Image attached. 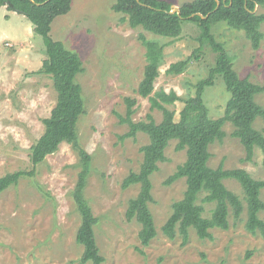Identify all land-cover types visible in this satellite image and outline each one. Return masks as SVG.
I'll return each mask as SVG.
<instances>
[{"label":"rangeland","instance_id":"1","mask_svg":"<svg viewBox=\"0 0 264 264\" xmlns=\"http://www.w3.org/2000/svg\"><path fill=\"white\" fill-rule=\"evenodd\" d=\"M174 6L192 0H165ZM115 0H71L70 9L50 23L49 37L78 53L83 72L76 79L82 87L85 113L76 124L80 145L90 154V172L84 196L97 218L94 234L101 264H264V236L252 234L244 226L246 213L240 220L229 214L227 229H211L212 239H200L193 229L182 244L181 237H166L161 226L171 213V205L180 199L185 180L165 184L177 165L185 160V150H176V140L164 149L165 160L150 175L156 236L147 246L138 239L140 225L127 220L128 200L136 196L139 184L122 188V180L131 171H138L142 162L141 146L147 134L120 139L128 125L116 113L125 114L124 97L136 100L133 121L144 120L148 113L156 122L162 118L159 109H152L148 97L137 93L146 64L145 48L138 38H159L142 27H131L126 16L115 12ZM255 13H264V5L255 4ZM263 38L257 49L251 47L244 31L228 27L225 22L212 25L215 38L233 56V69L241 78L264 85V22ZM200 30L195 22L182 23L177 38H161L164 43L163 63L154 83V91L174 90L180 99L164 104L174 110L178 120L183 100L193 95V85L206 77L215 54L204 47L198 59L179 74L166 69L191 55L198 47ZM46 40L33 32L26 16L6 5L0 6V176L15 171L30 172L17 184L0 193V264H78L83 247L75 240L80 216L72 191L80 170V158L73 147L63 142L43 161L33 165L30 147L44 131L43 120L56 103L57 90L46 73H36L47 58ZM152 95V93H151ZM229 94L218 78L205 89L204 101L212 118L220 117ZM264 106V92L256 95ZM254 126L264 133V122L256 118ZM221 141L209 146L208 165L215 168H243L253 178L264 180L262 153L254 148L251 160H244V149L231 135L230 122L223 125ZM225 186L241 199L243 192L236 180L225 179ZM264 201V189L260 193ZM212 205L205 204V215ZM264 220V211L259 213ZM85 264H92L86 262Z\"/></svg>","mask_w":264,"mask_h":264},{"label":"trees","instance_id":"2","mask_svg":"<svg viewBox=\"0 0 264 264\" xmlns=\"http://www.w3.org/2000/svg\"><path fill=\"white\" fill-rule=\"evenodd\" d=\"M71 0H0V6L6 5L26 16L33 27V32L46 40L47 58L42 68L36 73L44 72L52 78L57 90L56 103L49 115L43 120L44 131L30 147L33 165L55 152L63 142L70 144L80 158V170L72 191V198L80 216L75 240L83 247L78 264L91 262L101 264L100 255L94 234L97 218L84 196V188L90 172V159L79 143L76 124L80 115L85 113V102L82 87L76 79L83 72V63L77 52L66 48L62 42L49 37L50 23L60 14L70 9ZM192 0L179 6L180 15L168 13L171 4L165 0H115L111 8L126 16L120 21H128L131 27H142L159 38H147L138 35L145 48L146 64L143 77L137 86V93L148 97L150 107L161 111V120L156 122L148 113L146 119L133 121L136 100L124 97L125 114H117L119 121L128 125V130L120 135V139L135 138L138 132L148 136V142L141 146L142 162L139 170L129 172L122 180V188L139 184L135 197L128 200L125 211L126 219H135L140 225L138 239L142 246H147L156 236L153 215L149 209L152 202L150 175L158 170V163L165 160L164 149L170 140H176L175 149L185 150V160L177 165L176 170L164 181L170 184L184 178L185 190L180 199L171 205V213L161 226L162 233L169 239L181 237L185 244L189 237V229H193L200 239H212L211 229H227L228 216L234 220L241 219L244 210L246 218L244 226L252 234L264 236V220L259 213L264 211V201L260 197L264 189V180L253 178L243 168H223L221 164L213 168L208 165L211 156L209 146L221 141L225 135L223 125L230 122L233 126L231 135L239 140L244 149V160L253 157L254 148L262 153L264 166V133L254 126L256 118L264 122V106L257 103L255 97L264 92V85L241 78L233 69V56L212 32V25L225 22L228 27L244 31L251 47L257 49L263 38L260 30L264 22V13H255V4L264 5V0ZM193 15L190 18L188 16ZM195 22L200 32L196 37L199 42L193 53L183 60L171 63L166 72L179 74L184 72L191 60L198 59L201 49L209 48L214 52V63L206 77L200 78L193 85V95L183 100L178 120H174L175 112L164 104H172L180 99L174 90L154 91V83L159 75V66L163 63L164 43L161 38H177L185 21ZM222 79L229 94L223 114L220 117L209 116L204 101L205 89L212 86L216 79ZM152 93V95H151ZM30 172L15 171L0 176V193L15 185L24 175ZM225 179L236 180L241 186L242 199L225 184ZM212 205L207 211L204 205Z\"/></svg>","mask_w":264,"mask_h":264},{"label":"water","instance_id":"3","mask_svg":"<svg viewBox=\"0 0 264 264\" xmlns=\"http://www.w3.org/2000/svg\"><path fill=\"white\" fill-rule=\"evenodd\" d=\"M220 2L216 1V6L214 9H216L219 6ZM168 13H176L178 16L180 15V9L178 6H174L171 4L170 9L168 10ZM193 15L188 16L187 18L192 17Z\"/></svg>","mask_w":264,"mask_h":264}]
</instances>
